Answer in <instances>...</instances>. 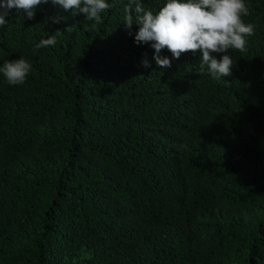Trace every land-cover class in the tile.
Returning <instances> with one entry per match:
<instances>
[{
    "label": "trees",
    "instance_id": "16d2710c",
    "mask_svg": "<svg viewBox=\"0 0 264 264\" xmlns=\"http://www.w3.org/2000/svg\"><path fill=\"white\" fill-rule=\"evenodd\" d=\"M108 2L95 27L50 0L0 27V66L32 65L0 73V264H264V0L220 80L199 52L157 66Z\"/></svg>",
    "mask_w": 264,
    "mask_h": 264
},
{
    "label": "clouds",
    "instance_id": "9594fccd",
    "mask_svg": "<svg viewBox=\"0 0 264 264\" xmlns=\"http://www.w3.org/2000/svg\"><path fill=\"white\" fill-rule=\"evenodd\" d=\"M54 6L70 11L73 16L83 14L93 21V27L103 23V14L114 4L108 0H50ZM49 0H0V27H3L10 12L26 13L28 19L34 18L36 9ZM124 25L131 30L138 25L134 42L150 44L154 49L153 59L161 68L171 67V60L162 56L167 49L172 58L179 59L182 54L191 52L201 54L200 72L205 71L213 79L232 75L233 60L229 50L244 52L249 38L255 35L256 25L245 23L243 17L250 15L245 0H165L157 11L146 9L141 0H128L124 7ZM59 23L63 17L51 18ZM69 30V27L66 29ZM129 35H132L129 31ZM56 44V36L51 35L35 45L36 49ZM217 54H223L217 58ZM145 68L150 67L147 59L142 61ZM32 71V65L24 58L5 61L0 73L8 84L22 85Z\"/></svg>",
    "mask_w": 264,
    "mask_h": 264
}]
</instances>
